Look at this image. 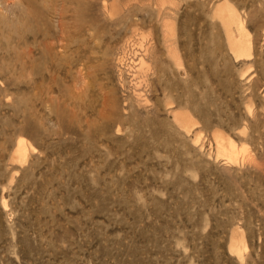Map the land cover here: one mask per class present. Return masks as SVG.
Returning a JSON list of instances; mask_svg holds the SVG:
<instances>
[{"label": "rangeland", "instance_id": "obj_1", "mask_svg": "<svg viewBox=\"0 0 264 264\" xmlns=\"http://www.w3.org/2000/svg\"><path fill=\"white\" fill-rule=\"evenodd\" d=\"M0 264H264V0H0Z\"/></svg>", "mask_w": 264, "mask_h": 264}, {"label": "bare ground", "instance_id": "obj_2", "mask_svg": "<svg viewBox=\"0 0 264 264\" xmlns=\"http://www.w3.org/2000/svg\"><path fill=\"white\" fill-rule=\"evenodd\" d=\"M219 7H221L220 17L223 18L228 29L230 27V23L236 22L238 23V26L241 29V31L245 32L246 26L244 25V22L236 17L235 13L232 11L230 7L222 6V5ZM230 44L238 57L251 55V47L248 46V43H246L244 40L236 39L231 35ZM218 150L220 155L227 156L230 159H234V156L236 154V146L232 142L230 143L220 142V144L218 145ZM233 250L236 252L240 251L237 244H233Z\"/></svg>", "mask_w": 264, "mask_h": 264}]
</instances>
